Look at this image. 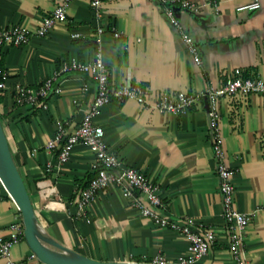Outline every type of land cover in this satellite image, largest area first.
Segmentation results:
<instances>
[{
    "label": "crops",
    "instance_id": "obj_1",
    "mask_svg": "<svg viewBox=\"0 0 264 264\" xmlns=\"http://www.w3.org/2000/svg\"><path fill=\"white\" fill-rule=\"evenodd\" d=\"M102 1L101 8H95L91 0H71L66 21L38 36L56 0H0V29L23 28L33 34L25 46L3 48L1 65L9 90L0 110L40 225L58 243L98 261L148 262L163 254L169 264H177L188 253L180 234L142 217L117 187L98 194L87 214H79L80 194L96 176L95 155L77 144L70 161L60 165V150L47 144L59 124L69 132L80 126L96 95L95 80L69 74L61 79L60 94L35 105L21 102L18 87L40 88L71 58L92 61L100 39L110 85L137 84L150 92L145 105L113 99L104 107L98 122L106 142L126 166L159 185L165 216L213 229L216 240L209 255L194 264H234L222 218L207 101L179 115L162 113L157 104L166 91L203 95L225 84L236 69L245 77H264V0H191L200 7L198 12L176 8L196 40L201 65L158 0ZM255 1L261 4L258 10L240 9ZM220 114L228 164L235 172L236 205L250 217L247 257L250 264H264V95L224 97ZM15 223H23L22 214L0 180L4 239ZM31 254L23 237L10 257L21 262ZM8 262L0 256V264Z\"/></svg>",
    "mask_w": 264,
    "mask_h": 264
},
{
    "label": "built area",
    "instance_id": "obj_2",
    "mask_svg": "<svg viewBox=\"0 0 264 264\" xmlns=\"http://www.w3.org/2000/svg\"><path fill=\"white\" fill-rule=\"evenodd\" d=\"M56 1L57 4L54 10L44 18L42 25L37 30L36 34L38 36L48 35L57 24L66 21L71 0ZM158 2L162 6L164 15L185 43L188 52L194 57L196 64L201 65L202 60L196 40L176 15V8L198 12L200 7L191 0H158ZM102 4V0H91V5L95 8H101ZM260 7V2L255 1L240 9L258 10ZM99 33H103V30H100ZM114 36L121 38L122 34L115 31ZM32 37L33 34L23 28L0 29V92L3 94H6L9 90L8 74L1 65L3 48L5 46H25L31 42ZM69 74L90 76L96 82V95L85 112L80 126L69 132L63 124H59L55 137L48 142L47 147L60 150L58 159L60 165L70 161L73 148L77 144L86 145L95 155L93 170L96 176L80 194L77 204L79 214H87L91 202L98 194L117 187L129 201L130 206L142 217L151 220L159 228L169 229L180 234L187 241L188 253L180 256L177 264H194L208 256L216 240L213 229L205 223L193 225L190 221L165 216L162 211L165 204L159 185L137 168L126 166L119 155L112 151L106 142L105 130L98 122L104 107L109 105L113 99L119 101L134 100L141 105H145L148 103L150 92L137 84H124L119 87L110 85L100 39H98L97 50L92 61L82 62L77 58H71L63 61L40 88L18 87L17 91L21 95V102L35 105L49 99L52 95L60 94L61 79ZM84 89L88 90V85H85ZM250 94L264 95V77H245L241 69H236L231 79L225 84L217 88L212 87L203 95L188 94L186 92L173 94L166 91L157 104V108L162 113L179 115L186 114L192 106L201 103L203 99H206L208 103L207 113L210 135L217 160L216 174L223 203L222 218L226 225L227 239L234 264H250L247 257V229L250 217L248 214L241 212L236 205V187L233 181L235 172L228 164L224 147V138L220 128V102L227 96H246ZM43 108L47 109L48 105L43 103ZM2 232L3 230L0 228V256L7 258L9 264L40 263L34 253L21 262L10 257L13 247L23 240V223H15L9 228L8 239L3 238ZM145 263L169 264V261L165 255L158 254Z\"/></svg>",
    "mask_w": 264,
    "mask_h": 264
},
{
    "label": "water",
    "instance_id": "obj_3",
    "mask_svg": "<svg viewBox=\"0 0 264 264\" xmlns=\"http://www.w3.org/2000/svg\"><path fill=\"white\" fill-rule=\"evenodd\" d=\"M208 109V103H206ZM0 180L17 204L23 219L24 238L43 264H148L145 262H104L69 249L52 239L40 225L26 182L16 164L0 118Z\"/></svg>",
    "mask_w": 264,
    "mask_h": 264
},
{
    "label": "trees",
    "instance_id": "obj_4",
    "mask_svg": "<svg viewBox=\"0 0 264 264\" xmlns=\"http://www.w3.org/2000/svg\"><path fill=\"white\" fill-rule=\"evenodd\" d=\"M4 99H5V95H4L2 92H0V107H1L2 103L4 102ZM0 118H1L2 123H3L4 116H3V114L1 113V110H0ZM3 126H4V125H3ZM20 213H21V212H20ZM24 240H25V238H24Z\"/></svg>",
    "mask_w": 264,
    "mask_h": 264
}]
</instances>
